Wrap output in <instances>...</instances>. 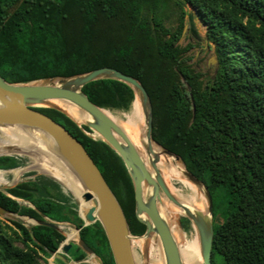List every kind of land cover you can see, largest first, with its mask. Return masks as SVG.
Instances as JSON below:
<instances>
[{"label":"trees","instance_id":"1","mask_svg":"<svg viewBox=\"0 0 264 264\" xmlns=\"http://www.w3.org/2000/svg\"><path fill=\"white\" fill-rule=\"evenodd\" d=\"M189 7L205 27L215 60L210 76L193 67V45L180 42ZM100 67L140 81L151 103L152 138L179 155L208 189L211 263L264 264V0H0L4 80L28 82ZM82 91L107 109L125 110L134 99L126 84L112 79L91 81ZM34 109L81 143L118 200L130 232L142 234L145 226L135 217L132 183L120 157L63 113ZM18 165L16 156L0 157V170ZM216 206L222 220L214 225ZM0 207L36 220L70 222L103 264H114L98 221L84 225L40 177L0 190ZM220 235V251H237L214 252ZM64 242L69 241L51 227L27 228L0 217V264H49L53 253L88 264L78 246L71 252V242L62 251Z\"/></svg>","mask_w":264,"mask_h":264},{"label":"water","instance_id":"2","mask_svg":"<svg viewBox=\"0 0 264 264\" xmlns=\"http://www.w3.org/2000/svg\"><path fill=\"white\" fill-rule=\"evenodd\" d=\"M188 9L194 12L192 8L189 7ZM184 29L185 26L183 27V33ZM99 79L116 80L126 84L132 90L134 96L132 103L137 101L140 106L143 137L147 143L145 155L148 156V159L145 160V156L128 139L125 132L106 114L109 111L89 101L82 91L85 84ZM53 101L75 107L78 111L87 114L89 120L78 123ZM36 107L52 108L63 113L85 134L101 140L120 157L131 179L135 217L145 226L142 234L134 235L130 232L118 200L81 143L61 124L34 109ZM82 126H86L97 137L89 134ZM11 127L32 135H40L46 140L48 150L70 172L81 189L80 198L82 201L90 203L81 214V204L78 201L80 218L83 220L84 225L98 221L107 240L114 264H136L131 240L133 238L149 237L151 234L156 235L159 240L164 264H182L178 243L159 210L163 197L169 203L183 210L181 215L190 222L195 231L202 264H212V200L209 191L203 182L185 168L179 155L162 147L152 138L151 103L145 88L137 78L111 67H100L71 76L37 79L28 82H8L0 76V131L3 128ZM151 142L159 147L162 154L172 157L183 166L181 177L200 189L205 202L206 215H202L199 211L188 207L173 197L166 180L157 167L158 157L155 154L150 156L149 146ZM19 154V149L7 146L5 151L0 152V157ZM55 179L59 181L57 178ZM18 182L0 184V190L4 191L11 188ZM8 196L10 195L8 194ZM12 198L22 201L15 197ZM22 202L27 204L25 201ZM0 217L16 221L27 228L34 225L48 226L63 234L60 230L61 227L58 225L61 222L52 221L45 216H41L40 220H36L29 216L11 213L0 207ZM26 220L30 222L27 224ZM62 223L72 225L76 232L79 231L70 222ZM177 224L180 225L179 217L177 218ZM63 235L69 242H64L61 245L62 251L66 252L70 242H75L85 253V256L91 258V261L83 259L82 262L103 264L99 256L94 254L80 238L79 232L76 239H68L67 235ZM52 255L64 261L61 255L56 253ZM144 256L143 252L142 257L144 258Z\"/></svg>","mask_w":264,"mask_h":264},{"label":"bare ground","instance_id":"3","mask_svg":"<svg viewBox=\"0 0 264 264\" xmlns=\"http://www.w3.org/2000/svg\"><path fill=\"white\" fill-rule=\"evenodd\" d=\"M55 104L62 107L65 112L75 119L78 123H82L85 120H89V116L85 113L78 111L75 107L69 104H61L60 102L53 101ZM138 106V119L133 117V114L125 115V121H128L129 124H124L123 120H116L113 118L109 112L106 114L113 120L117 125L125 132L128 139L139 149V151L145 156V160L148 159V156L145 155L147 143L143 137V127H142V116L140 111V106L137 101H135ZM2 134L6 136L4 141L0 142V152L5 151L7 146L19 149L20 153L30 154L35 161V168L41 172L49 174L57 178L67 190H69L74 197L79 198L82 202V209L85 210L86 207L90 205L88 202H83L81 197V189L76 184L75 179L70 174V172L61 164V162L48 150L46 140L40 135L29 134L25 131H22L18 128H3L1 129ZM150 156L155 154L158 157L157 167L159 168L163 178L168 181L170 179H179L185 186L186 191H181L179 189H173L168 187L170 193L177 200L183 202L188 207H191L199 211L202 215H206L205 202L201 195L200 189L188 182L181 177V171L183 166L175 161L172 157L166 156L161 153L159 147L154 143H150L149 146ZM15 172V173H14ZM23 170L15 169L12 171L14 179L17 180L20 178ZM7 179L4 178L3 172L0 171V184H7ZM12 183V182H11ZM181 189V188H180ZM160 213L162 217L167 221L171 233L176 241H179L181 237V232L179 227L175 224V220L178 218V215L183 213L179 207L174 206L171 203L162 201L159 206ZM27 224L30 221H25ZM74 232V231H73ZM76 239V233L71 235V238ZM184 241V240H182ZM133 246L140 248L139 253L141 255V264H164V261H160V256L162 254L160 243L156 235L151 234L149 237H139L133 238L131 240ZM183 244L191 245L192 249L187 254ZM179 256L182 264H202V257L198 248L196 239L192 243L182 242L178 243ZM134 251V250H133ZM144 252L145 256L142 257ZM133 257L136 264H140L135 256V251L133 252Z\"/></svg>","mask_w":264,"mask_h":264},{"label":"rangeland","instance_id":"4","mask_svg":"<svg viewBox=\"0 0 264 264\" xmlns=\"http://www.w3.org/2000/svg\"><path fill=\"white\" fill-rule=\"evenodd\" d=\"M184 33L182 32V37L180 39L181 44H185L186 42H190L193 47L190 49L189 54L192 55V60L191 63L193 65V67L197 70H200L202 72H204L206 75L210 76L213 73V66L215 64V60L213 58L212 55V51L206 46V40L204 38V32H205V27L204 25H202V23H200L198 17L196 16V14L188 9L187 15L185 16L184 19ZM107 109V108H106ZM110 113V115L115 118L116 120H123L124 124H129L128 121H125V115L128 114H133V117L138 119V106L137 103L134 102L132 103L127 109H107ZM89 134L93 135L94 137H97L94 133L92 132H88ZM6 139V136L4 134H2V131H0V142L4 141ZM16 157L19 159V166L16 169H22L23 172L20 176L19 179L15 180L13 174L8 173V171H2L3 172V176L5 179H7V184H11L23 179H27V178H33L34 176H38L41 178V180H43L45 183H47L48 185H50L52 187V190L55 194H57L62 201L64 200V202H67V204H69L71 206V210L73 209L77 215L80 217V213L78 212L79 210V203L80 202V206L82 209V202L79 198H76L73 196V194L67 190L65 188V186L57 181L55 178H53L51 175L46 174L44 172L39 171L38 169H36L35 166V161L34 158L30 155V154H26V153H20L19 155H16ZM15 173V172H14ZM32 174V175H29ZM35 174V175H34ZM34 175V176H33ZM167 186L171 187V188H175V189H179L181 191H186V186L179 180V179H170L168 178V181H166ZM181 188V189H180ZM162 201L168 202L164 197L162 199ZM169 203V202H168ZM72 210V211H73ZM177 217H179L180 219V225L177 224V219L175 220V224L179 227V230L181 232V237L182 239H180L179 241H177V243H192V241H194V239H196V234L195 231L192 227V225L190 224V222L184 221L183 223L181 222L183 216L182 215H178ZM218 220H222V209L221 207H215V210L213 212V224L216 225ZM95 222V221H94ZM94 222H91L94 223ZM61 228L60 230L63 232V234L67 235V237L71 238V235L74 234V232H76V230L73 228L72 225H69L67 223H60L58 224ZM74 231V232H73ZM222 235V234H221ZM221 235L219 236V242L216 244V246L214 247V252L220 253L222 255H227L229 253H233L236 252L237 249L236 248H232L229 251H220V238ZM184 240V241H182ZM72 248H71V252L74 250L75 245L78 246L75 242H71ZM15 244L17 246H21L19 242H15ZM132 248L135 251V256L137 261L141 264V255L139 253V249L138 247H134L132 244ZM183 248H185V250H191L192 246L190 245H185L183 244ZM187 254L189 256V253L187 251ZM62 255H65L64 253H62ZM53 257V256H52ZM52 257L47 258V262L49 264H58V261L63 262V264H78V262H69L68 257L65 255L63 257V260H53ZM56 257V256H54ZM58 258V257H56ZM60 259V258H58ZM86 260L91 261V258L88 256H85Z\"/></svg>","mask_w":264,"mask_h":264},{"label":"crops","instance_id":"5","mask_svg":"<svg viewBox=\"0 0 264 264\" xmlns=\"http://www.w3.org/2000/svg\"><path fill=\"white\" fill-rule=\"evenodd\" d=\"M18 166H19V165H18ZM16 168H17V167L12 168V169H8L7 171H8V173H11V174H12V171L15 170ZM69 262L73 263L74 261L69 260Z\"/></svg>","mask_w":264,"mask_h":264}]
</instances>
